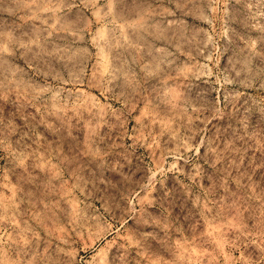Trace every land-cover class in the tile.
Returning a JSON list of instances; mask_svg holds the SVG:
<instances>
[{"label": "rangeland", "instance_id": "obj_1", "mask_svg": "<svg viewBox=\"0 0 264 264\" xmlns=\"http://www.w3.org/2000/svg\"><path fill=\"white\" fill-rule=\"evenodd\" d=\"M0 264H264V0H0Z\"/></svg>", "mask_w": 264, "mask_h": 264}]
</instances>
